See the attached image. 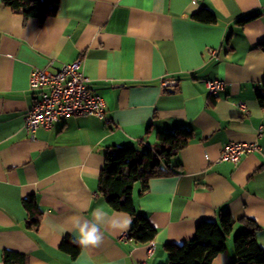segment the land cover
<instances>
[{
  "label": "crops",
  "instance_id": "0c3cea01",
  "mask_svg": "<svg viewBox=\"0 0 264 264\" xmlns=\"http://www.w3.org/2000/svg\"><path fill=\"white\" fill-rule=\"evenodd\" d=\"M203 8L216 13L215 23L193 18ZM263 10L264 0H60L57 14L40 23L0 0V264H19L6 262V251L22 254L20 264H167L165 244L191 240L201 221L223 213L255 220L264 248V107L256 99L264 51L255 47L264 41ZM79 57L107 118L67 116L29 134L32 70H56ZM214 78L226 81L218 95L206 85ZM178 127L194 135L174 157L173 171L151 178L144 190L134 187L137 211L158 230L153 241L135 242L127 238L133 217L99 192L106 149L143 150L159 132ZM230 141L260 149L237 163L219 161ZM31 195L36 229L27 226ZM97 210L105 214L102 242L75 256L62 249L65 238L78 236L76 221L92 226ZM125 219L127 230L111 227ZM243 227L235 223L212 264L236 259L234 237Z\"/></svg>",
  "mask_w": 264,
  "mask_h": 264
},
{
  "label": "trees",
  "instance_id": "16d2710c",
  "mask_svg": "<svg viewBox=\"0 0 264 264\" xmlns=\"http://www.w3.org/2000/svg\"><path fill=\"white\" fill-rule=\"evenodd\" d=\"M15 11L25 17H37L43 23L49 16L57 14L60 0H4ZM252 14L238 21L241 25L255 17ZM193 18L204 23H215L217 16L214 11L203 8L193 14ZM255 47L264 51V41ZM256 99L264 107V79L261 88L256 92ZM194 132L187 127H178L172 132H159L158 141L147 150H138L132 144L111 145L105 152V165L99 176V192L104 196L112 209L129 213L134 221L128 232L131 240L139 243L151 242L157 235V228L149 219L137 211L133 192L137 183L142 190L148 186L153 177L170 174L173 159L193 139ZM31 213L28 228L36 229L40 223L38 204L34 195L24 201ZM36 215V214H35ZM237 221L243 223L242 231L234 237L236 259L230 264H264V248L257 241L260 225L253 219L243 217L235 219L230 213H223L219 220H203L191 240L182 244L167 243L164 245L169 259L167 264H212L213 259L227 247V239ZM62 249L71 250L72 255L79 253L81 246L65 238ZM6 262L23 263L25 257L14 251H6Z\"/></svg>",
  "mask_w": 264,
  "mask_h": 264
},
{
  "label": "built area",
  "instance_id": "2783aa9c",
  "mask_svg": "<svg viewBox=\"0 0 264 264\" xmlns=\"http://www.w3.org/2000/svg\"><path fill=\"white\" fill-rule=\"evenodd\" d=\"M90 82L91 79L84 72L81 57L72 62L62 63L56 70L34 68L29 85L35 94L26 115L25 129L29 134L34 135L38 128L50 129L67 116H95L106 119L105 101L92 90ZM176 83L177 80L163 81L164 86ZM225 84L226 81L219 78L206 80L207 88L213 95H218ZM238 106L242 112L248 113L246 102H240ZM261 129L257 131L258 136L262 135ZM259 149L258 143L230 141L224 145L219 161L237 163L245 153ZM149 252H153V246L150 247Z\"/></svg>",
  "mask_w": 264,
  "mask_h": 264
},
{
  "label": "clouds",
  "instance_id": "9594fccd",
  "mask_svg": "<svg viewBox=\"0 0 264 264\" xmlns=\"http://www.w3.org/2000/svg\"><path fill=\"white\" fill-rule=\"evenodd\" d=\"M95 223H92V226H89L87 222L81 223L76 221L75 226L78 228V236H75L73 243H77L82 247L88 246H98L102 242V234L100 232V224L104 222L105 214L100 210H97L94 214ZM131 220L125 219L123 221L113 220L111 223L112 228H119L121 230H127L130 226Z\"/></svg>",
  "mask_w": 264,
  "mask_h": 264
},
{
  "label": "rangeland",
  "instance_id": "374dc122",
  "mask_svg": "<svg viewBox=\"0 0 264 264\" xmlns=\"http://www.w3.org/2000/svg\"><path fill=\"white\" fill-rule=\"evenodd\" d=\"M145 150H147V148L146 149H143L142 151H145Z\"/></svg>",
  "mask_w": 264,
  "mask_h": 264
}]
</instances>
